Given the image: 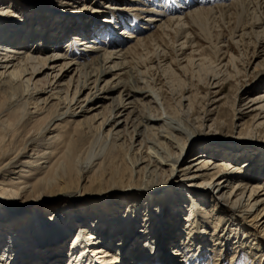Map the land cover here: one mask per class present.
Returning a JSON list of instances; mask_svg holds the SVG:
<instances>
[{
    "label": "bare ground",
    "instance_id": "bare-ground-1",
    "mask_svg": "<svg viewBox=\"0 0 264 264\" xmlns=\"http://www.w3.org/2000/svg\"><path fill=\"white\" fill-rule=\"evenodd\" d=\"M49 1L26 3L43 6L38 10L45 17L67 19L69 29L44 38L24 32V21L16 13L21 8L0 0V235L25 223L15 241L0 245V264H238L237 250L239 257L248 256L242 264L257 260L247 250L264 252L263 179L248 181L249 167L236 165L235 150L195 145L225 128V121L209 119L219 101H211L200 115L183 114L187 110L181 107L189 98L180 97L178 107H172L154 76L173 61L179 66L183 60L178 57L192 42L183 37L180 53L170 63L163 51L155 54L156 66L147 50L163 43L177 25L181 33L182 27L200 26L204 16L231 8L243 12L253 7L262 15L254 27L263 31L264 0H173L155 6L141 0H97L100 6L109 5L102 8H89L84 0H62L55 10ZM42 2L46 5H36ZM217 82L212 77L209 88ZM237 107L234 128L246 115L254 126L264 127V92ZM257 173V180L264 177L261 169ZM173 186L177 189L163 190ZM146 197L172 202L167 215L151 200L142 221L129 220ZM124 202L128 209L117 213V203ZM183 204L208 225L206 231L214 225L212 234L190 224V232L177 240V209ZM89 211L95 217L92 225L81 216ZM58 213L80 222L68 231ZM164 217H169L167 225L174 222L172 227L161 223ZM226 226L240 230L234 252L225 253L219 243L204 250V235L210 241L217 232L228 240ZM159 229L165 233L162 238ZM150 235L158 243L153 253L150 246L144 254L150 243L141 242ZM24 243L30 251L24 252Z\"/></svg>",
    "mask_w": 264,
    "mask_h": 264
},
{
    "label": "rangeland",
    "instance_id": "rangeland-1",
    "mask_svg": "<svg viewBox=\"0 0 264 264\" xmlns=\"http://www.w3.org/2000/svg\"><path fill=\"white\" fill-rule=\"evenodd\" d=\"M27 1H31V0H11L12 2L11 4L15 8H16V5L21 8V10L20 9L17 10L16 13L24 21L20 24V27L23 28L24 32H27V34H33L36 37H38V35H41L40 37H44V38L51 37V36H57L64 32L67 33V29H69L67 27L68 24L66 25L67 19H64V18L60 19L57 16L45 17V15H41L40 13L43 7L42 5H44L45 3L43 2H42L43 4L37 3L36 5H39L42 7L33 8L31 7L32 5H28L26 3ZM59 1H62V0H50L49 1V3L51 2L50 4L52 5V8L54 10L57 9V7L59 6ZM141 1H147L146 3L147 6H155L156 2L162 1V4L163 3L168 4L169 2L173 0H141ZM13 2H15L16 4H14ZM83 2L89 8L90 7L91 8L92 7L102 8L104 7V5H108V4H105L106 2H100L102 3V6H100L97 4L98 3L97 0H84ZM70 4L73 6H79V2H76V1H72L70 2ZM247 7L245 11L243 12L240 11L241 8L239 9L236 8L238 10L234 9L235 12L233 8H231L233 11L230 9L227 11L225 10L226 13L218 12V13L206 15L203 17V19L205 18L204 20L205 23L204 21H201L200 26L194 25L189 28L188 26H186L188 29H185V30H183L184 28L182 27L181 33L177 32L179 30L178 28L180 27V24L179 26L177 25L175 27L176 29L175 32L172 31V33L168 34V36H166V38L164 39L163 43H158L156 47L154 48L151 47L150 50H147L148 52L147 56L148 57L151 56L150 60H152L153 62L152 66H156V63L153 60L155 59L154 55L162 53L163 51L164 54L163 53L162 54L164 55L166 59V63H170L171 62L170 60L174 59L175 57L173 54L176 55L180 53L179 46L183 42L182 40L183 37L187 36L188 42L190 41L192 42V44L191 46H189V48L183 51V54L181 56H183L184 58L181 56L178 57L179 59L183 61L180 62L179 66L173 60H172L173 62H171V65L169 64L167 66V65L162 64L164 65L163 68L161 69L159 68L158 70L154 71L155 74L153 72H150V73L148 72L146 73V76L148 75L147 77H149L152 75L151 77H153V74H154L155 78L160 80L161 84L163 85L161 86L160 91L164 93V96L166 95L165 97L167 99L169 98L168 100L170 101V104L172 107H176V105L178 107L179 105L178 102H179L180 97L189 98V101H190L189 103L186 102L182 105V107L180 106L181 107L180 111L182 112L185 110L188 111V108H190L189 109L190 111H188V113H186L187 111H185L183 112V114L189 115L191 113L190 115L192 116L200 115V113H202L208 107L207 105H209L211 101H215V102L219 101L218 103L214 104L213 107H211V110L212 109L214 110L216 108V111L212 113L209 119H212V120L220 119L223 122L225 121L226 122L225 128L222 130H218L215 132L213 131L212 133L206 134L205 136H207L208 139L207 140H197V143H195V145L198 146V145L207 144V145H214L216 147H219L220 149L229 148V149H232L233 151L235 150L236 153L234 154L235 156L233 155L234 157L232 159L235 160L236 165L238 166L244 165L246 166L245 168L249 167V171H247V173L245 174L249 178L248 181L250 183H253V182H262L261 181L262 179L264 181V177H260L257 180V177H258L257 172L259 171V169H261L264 173V127L258 128L254 126V123L251 120V116H248V115L241 118V121L239 122L241 126L239 125V127L234 128L232 125L234 118H235L233 110L236 109L237 106L241 108L244 107L248 103V101L251 99V97H254L257 94L264 92V30L260 31L261 29H259V27H254L255 26L254 23H256L257 20H259L262 15H260L258 12L256 13V11L254 10L252 11V9H254L253 7H249V6ZM39 8L41 10H38ZM99 8H94V10L96 11V9H99ZM95 11H90V9L88 10L84 9V11L82 12H86L88 13V15L90 14V15L98 16V13ZM140 22L144 23L142 21ZM56 23H59V25ZM55 24L57 25V27L53 26ZM121 30L122 28L117 29L118 32ZM69 35L68 36L72 38V34L69 33ZM177 36L179 37L177 38ZM50 44H51V41L48 42V45ZM62 47H64V45H62ZM155 49L158 53L155 51ZM173 50L175 51L177 50V53L175 51L174 53ZM142 58L143 57L141 56V59ZM187 58L191 59L192 61L187 63ZM167 60H169V62ZM212 77H216V81L218 82L216 84L217 87L210 89L209 86H210ZM187 104L189 105L185 106ZM243 123H246L247 126L242 125ZM195 147L194 149H196ZM200 150L202 149H199L196 152H199ZM193 154L191 153L188 159L192 158ZM173 189H177V186L168 187V188L165 187L163 190L168 191V190H173ZM190 192L192 191L190 190ZM193 194L200 195L198 193H193ZM193 194H189L188 196L190 197L192 201H196V199L193 197ZM146 198L148 199L142 200L144 201L143 206L138 207L136 209L137 215L134 212H130L129 220L133 221L134 219V222L142 221V218L146 211L145 204L150 203L151 200H155V204H156L155 209L157 208L160 211H162V215H165V216L167 215V211L172 206V202H170L171 205H169V203L163 201L164 198L163 199L161 198V200H159L158 197L157 198L146 197ZM125 202L117 203V204H120L118 205L120 209L117 211V213H121L123 211L126 212V209L128 208L126 207ZM152 204H153V201H152ZM186 205L187 204H183L181 205L179 209H177V214L179 215V225H178L179 231L176 230V233L178 234L177 240L180 241V238L185 237L186 234L190 232L189 229H186L188 228L187 225H190V224H193V225L198 224L197 226L201 232H204V234L205 232L207 233L210 232V234H212V227L214 228V225L210 224L209 225L210 229H207L206 231V228L208 227V225H206L205 222L201 221V219L198 220V218H195L196 216L194 217L195 214H194L193 209L188 211L187 207L183 208ZM60 207H57V209ZM57 209H54V210H57ZM201 209H204V207H201ZM174 211L176 212V209L173 208L172 212ZM196 211L198 212V209H196ZM89 213L91 212L89 211L88 214H83L81 216L84 222H87V223L90 222L89 225L90 224L92 225L94 224L93 222L95 221V217L94 215L89 214ZM57 215L60 218H62L60 220V223H65L67 221L66 218L64 219L65 217L64 214L58 213ZM29 217H30L29 215L25 217H20L18 218V220L16 219L15 223L27 220V218ZM59 217H55V218L58 220ZM168 218L169 217H166V218L164 217V221H162L161 223L167 225V221L165 220L166 219L168 220ZM185 219L186 221H184ZM77 222H80V221H76V220L67 221L66 227L68 228V231L70 229L73 230V227L77 224ZM172 224H174V222L171 221L166 227L167 228L169 226L172 227ZM24 225L25 223L23 224L20 223L18 226L15 225L16 227L13 228L11 233L9 231L5 234H2V236L0 235V245L2 244L1 247H3L4 245L9 246L10 243L15 241L16 240L15 238L20 236L19 231L22 229ZM219 225L221 228L223 227L221 223H219ZM228 225L229 224H227V226ZM227 226L224 229V234H226V237L228 240H225L224 238H220L222 234H218L217 232H216L217 234L216 236H211L210 241H209V236L204 235V239H205L204 246H206L204 250L213 248L214 244L219 243V246H218L219 249L223 251L226 248L225 253H229L231 255V253L234 252L233 244L235 240L238 241L240 230L238 231L237 228H233L231 226L227 228ZM219 228H217V230ZM255 228H256V225H255ZM256 230L258 233V227L256 228ZM151 231H153V229ZM221 231L223 232V230ZM248 231L249 233H251L250 230ZM195 232H198V231L196 229L192 231V234H193L192 236L194 237L196 235ZM12 233H13V236H12ZM36 233H37V230H36ZM161 233H162L161 234V238H162V235L165 236V233H163L162 231ZM71 234H73V231L71 232ZM155 236L156 235H154V237ZM70 238H71V235L67 236L65 247H63L62 249L63 252H65L66 249L68 248L67 243L70 241ZM160 239H159V242H160ZM142 240H140L142 241L141 242L142 244L150 243L149 245L144 246L146 249H144L142 253L144 254H149L150 252L153 253V250L155 248L154 246L155 244L158 243V239L156 240V237L154 239L153 235H150L147 239L145 238L144 240L143 238ZM211 242H214V243L212 244ZM260 243L262 245L264 244V242H262L261 240H260ZM25 244L26 243L23 244V248H25L24 252L26 250L30 251V249L29 250L27 249V244L26 245ZM149 247L150 248L154 247V248L151 249L150 252L148 253L147 250H149L148 249ZM238 248L239 246L237 247V249ZM247 251H248L247 253L257 254V257H256L257 260L254 259L256 263H254L255 261H251L252 262L251 264H264V261H262L264 260V252L260 250H247ZM206 253H209V251ZM238 257H239V253L237 250V257H236L238 261L237 263L242 264L244 262V259L245 258L247 259L248 256H246L245 258L239 257V259ZM247 264H249V262Z\"/></svg>",
    "mask_w": 264,
    "mask_h": 264
}]
</instances>
